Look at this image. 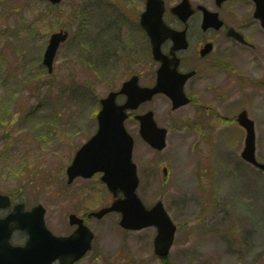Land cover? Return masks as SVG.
<instances>
[{"label":"rangeland","instance_id":"rangeland-1","mask_svg":"<svg viewBox=\"0 0 264 264\" xmlns=\"http://www.w3.org/2000/svg\"><path fill=\"white\" fill-rule=\"evenodd\" d=\"M102 2L68 0L52 8L44 0H0V192L27 209L41 204L55 235L73 231L69 214L84 217L112 201L99 176L68 185L65 173L95 132L98 102L108 90L104 29L117 13L103 12ZM174 3L166 0V7ZM59 29L68 39L48 74L42 56ZM261 45L228 47L222 69L192 104L173 113L163 97L149 105L159 106L156 122L168 129L164 150L153 151L126 123L136 192L146 206L162 201L177 226L167 264H264V174L242 160L245 132L234 120L247 111L264 162ZM118 220L117 213L86 220L94 241L78 264H162L153 252L155 228L126 231Z\"/></svg>","mask_w":264,"mask_h":264},{"label":"water","instance_id":"water-1","mask_svg":"<svg viewBox=\"0 0 264 264\" xmlns=\"http://www.w3.org/2000/svg\"><path fill=\"white\" fill-rule=\"evenodd\" d=\"M58 4L62 0H49ZM257 16L264 26V0H255ZM262 9V10H261ZM163 3L161 0H148L146 10L141 16V24L147 31L153 43V53L162 60L159 51L160 40L169 35L179 33L167 29L162 23ZM204 11L203 28L210 27L217 18L206 9ZM182 20L191 13L187 0L171 9ZM259 11V12H258ZM156 25V27H154ZM219 27V24L216 25ZM183 34V33H181ZM67 32L60 31L50 36L49 43L43 55V64L48 72H52L53 59L60 43L67 39ZM236 38L243 42L240 35ZM191 74L183 77L173 76L162 65L158 70L157 83L152 88L138 86L136 79L123 84L120 93L127 96L123 105L115 103L117 93H110L101 99V108L97 115L98 129L96 133L76 152L72 163L67 167V183L81 176L90 178L101 172V181L106 184L113 194L114 200L110 206L92 212L88 217L102 218L110 212H119V225L127 230H140L155 227L156 236L153 240L154 254L160 258L168 256L173 244L176 225L165 211L163 204L158 201L151 207H145L136 194L139 183L136 165L132 161L133 139L124 128L127 109H135L140 103L149 101L157 93H163L172 101V109L179 108L189 102L183 92V82ZM140 121V137L151 148L162 150L166 146L167 130L158 127L152 112L137 116ZM238 124L246 131L242 158L264 172V163H259L255 157L254 124L248 118L246 111L237 116ZM122 193L118 197V193ZM11 205L8 196L0 194V209ZM23 203L13 206V210L0 219V264H75L90 250L93 233L83 224V219L75 214L68 216L70 225H77L76 230L69 236H54L45 226V209L41 204L24 210ZM14 230H22L28 234L24 247H12L9 239Z\"/></svg>","mask_w":264,"mask_h":264},{"label":"flooded vegetation","instance_id":"flooded-vegetation-1","mask_svg":"<svg viewBox=\"0 0 264 264\" xmlns=\"http://www.w3.org/2000/svg\"><path fill=\"white\" fill-rule=\"evenodd\" d=\"M147 0H106L108 8H113L117 13L113 19L106 22L104 37L106 38V55L104 68L108 90L117 93L115 102L123 105L127 96L120 93L122 85L131 79L141 87H153L157 82L158 69L163 64L173 76L183 77L191 73V76L183 82V91L192 104L198 99L213 73L221 70L223 60L227 55L228 47L246 48L254 50L262 42L264 43V28L260 21L254 17L255 2L253 0H187L193 9L192 14L182 22L178 16L166 10V0H163L165 12L163 14L164 24L172 30L184 31L183 36L177 39L164 38L159 49L162 60L153 53V44L147 32L140 24L141 13L145 10ZM181 0H175L176 5ZM126 7H124V5ZM203 6L218 14L222 21L219 29L202 28L203 13L198 7ZM169 9V8H168ZM107 8L105 9L106 12ZM229 29L241 34L247 43L242 44L234 37L227 36ZM208 46V51L206 50ZM119 92V93H118ZM160 97L165 98L168 104L167 111L171 109V101L164 94H156L152 100L140 103L135 109L127 111L124 121L125 127L128 121H132L139 131L140 121L137 116L152 111L156 119L155 109L149 105ZM185 107V106H184ZM208 113H215L211 108H205ZM127 129V128H126ZM99 176V175H95ZM11 208L1 212L5 216ZM13 238H16L13 240ZM27 236L23 232H14L12 244L23 245Z\"/></svg>","mask_w":264,"mask_h":264},{"label":"trees","instance_id":"trees-1","mask_svg":"<svg viewBox=\"0 0 264 264\" xmlns=\"http://www.w3.org/2000/svg\"><path fill=\"white\" fill-rule=\"evenodd\" d=\"M161 263H162V264H167V260L165 259V260H163Z\"/></svg>","mask_w":264,"mask_h":264}]
</instances>
